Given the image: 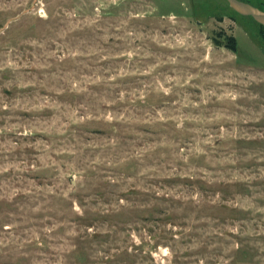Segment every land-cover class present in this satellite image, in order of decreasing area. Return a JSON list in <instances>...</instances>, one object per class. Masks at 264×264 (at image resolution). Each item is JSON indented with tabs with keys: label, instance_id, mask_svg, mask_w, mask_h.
I'll return each instance as SVG.
<instances>
[{
	"label": "rangeland",
	"instance_id": "obj_1",
	"mask_svg": "<svg viewBox=\"0 0 264 264\" xmlns=\"http://www.w3.org/2000/svg\"><path fill=\"white\" fill-rule=\"evenodd\" d=\"M258 28L227 0H0V264H264Z\"/></svg>",
	"mask_w": 264,
	"mask_h": 264
},
{
	"label": "water",
	"instance_id": "obj_2",
	"mask_svg": "<svg viewBox=\"0 0 264 264\" xmlns=\"http://www.w3.org/2000/svg\"><path fill=\"white\" fill-rule=\"evenodd\" d=\"M229 5L239 14L252 16L255 21L264 26V11L256 6L241 1V0H227Z\"/></svg>",
	"mask_w": 264,
	"mask_h": 264
},
{
	"label": "trees",
	"instance_id": "obj_3",
	"mask_svg": "<svg viewBox=\"0 0 264 264\" xmlns=\"http://www.w3.org/2000/svg\"><path fill=\"white\" fill-rule=\"evenodd\" d=\"M258 34L261 40L264 42V26L258 23ZM215 44L217 46H225L231 51L236 52L237 51V39L233 35H224L218 34V36L213 38Z\"/></svg>",
	"mask_w": 264,
	"mask_h": 264
}]
</instances>
